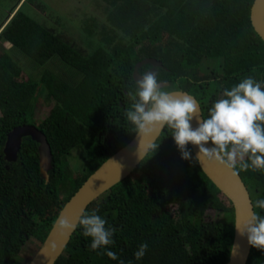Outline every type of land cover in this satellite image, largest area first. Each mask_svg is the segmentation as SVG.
I'll return each mask as SVG.
<instances>
[{
	"label": "trees",
	"instance_id": "obj_1",
	"mask_svg": "<svg viewBox=\"0 0 264 264\" xmlns=\"http://www.w3.org/2000/svg\"><path fill=\"white\" fill-rule=\"evenodd\" d=\"M26 1L9 11L14 12L0 30V264H23L19 253L24 245L32 240L40 246L69 197L133 137L137 128L125 112L132 104L128 92L136 91V62L145 57L161 61L157 78L169 83L162 89L193 94L203 118L224 89L249 76L264 81V41L250 22L253 0H109L107 24L97 32L84 26L85 37L92 38L85 52L28 15L22 9ZM5 44L36 65L56 58L79 76L72 83L46 68L39 78L18 83L22 66ZM41 91L51 106L37 122L34 109ZM24 123L36 125L50 144L48 180L40 173L38 143L30 136L22 138L15 161L4 158L6 134ZM82 143L86 161L72 177L67 157ZM187 148L191 160L181 158L172 130L165 127L135 170L84 212L98 210L107 226L118 229L114 244L91 250V238L83 236L78 223L54 264H226L233 206ZM238 173L254 207L264 199V171ZM209 208L220 217L206 220ZM254 211L264 215V210ZM142 243L148 249L136 260ZM105 251L119 259L98 254ZM246 264H264V250L251 246Z\"/></svg>",
	"mask_w": 264,
	"mask_h": 264
},
{
	"label": "clouds",
	"instance_id": "obj_2",
	"mask_svg": "<svg viewBox=\"0 0 264 264\" xmlns=\"http://www.w3.org/2000/svg\"><path fill=\"white\" fill-rule=\"evenodd\" d=\"M136 91L128 92L132 100L126 110V119L137 129L165 127L172 130V137L185 160L193 159L187 145L198 148L195 157L213 160L233 174L239 171H264V81L249 76L242 79L231 89H224L222 97L211 106L207 118L192 120L199 112L198 102L182 93H171L162 89L157 72L145 70L135 84ZM211 142L212 147L206 145ZM254 208L264 210V199H257ZM93 210L84 213L79 219L83 236L91 238L93 251L105 249L114 244L113 235L117 228L107 226V221ZM62 228L72 227L66 219L60 221ZM241 236H246L248 244L264 250V215L253 212L245 222L243 229L236 227ZM147 243H142L134 253L140 260L146 254ZM112 260L119 259L113 251L103 253ZM120 264H124L120 260Z\"/></svg>",
	"mask_w": 264,
	"mask_h": 264
},
{
	"label": "water",
	"instance_id": "obj_3",
	"mask_svg": "<svg viewBox=\"0 0 264 264\" xmlns=\"http://www.w3.org/2000/svg\"><path fill=\"white\" fill-rule=\"evenodd\" d=\"M250 22L254 31L264 41V0H253L250 7ZM147 63L151 65L147 70L156 72L157 66H163L162 62L154 57H145L139 60L135 63L132 72L135 83L140 79L139 68ZM160 83L162 87L169 84L168 81H160ZM168 92L186 94L198 102L199 112L197 117L192 120V126L194 128L198 126L197 118H201L203 115L197 98L182 89H173ZM163 129L154 128L144 131L137 129L133 137L125 145L107 157L64 203L44 241L27 264H54L63 253L79 223L81 215L84 214L88 205L135 170ZM25 136H30L32 140L38 143L39 170L41 175L48 180V171L53 167L52 151L46 135L36 125L30 123L17 125L6 134L3 146L4 158L7 161H15L17 159L22 138ZM189 145L194 157H196L198 148L192 144ZM206 146L212 147L213 145L209 142ZM197 163L208 179L233 206V238L226 264H246L251 246L248 244L247 237L241 236L236 227L239 226L242 230L245 222L254 212L248 188L239 173L233 174L232 170L213 160L201 157L200 162L197 161ZM64 219L72 227L62 228L60 221Z\"/></svg>",
	"mask_w": 264,
	"mask_h": 264
},
{
	"label": "rangeland",
	"instance_id": "obj_4",
	"mask_svg": "<svg viewBox=\"0 0 264 264\" xmlns=\"http://www.w3.org/2000/svg\"><path fill=\"white\" fill-rule=\"evenodd\" d=\"M18 1L19 0H0V23L6 19L0 27V30L3 28L7 19L13 14L14 11L12 13H9V11ZM111 8L112 5L109 0H27L22 6V9L28 15L41 24L46 25L48 28L58 32L64 40L74 44L83 52L88 50L89 46L92 44V38H86L82 32L84 26L89 24L92 31H99L103 25L107 24V11ZM5 47L22 66L19 72L20 78L16 80L18 83H23L29 76L34 79L39 78L41 72L46 68L53 69L58 74L63 75L64 77L62 78L72 83L75 82L79 76L78 72L61 64V61L56 58L50 59L45 65H36L30 62L27 57L12 49L11 45L5 44ZM43 92L41 91V94L38 96L37 104L34 109V117L37 122L48 115L51 106V103L44 101L45 96ZM85 150L86 145L82 143V145L73 148L70 155L67 157L66 168L72 177L77 176L82 171V166L86 161ZM55 210V207L51 208L49 214L54 213ZM220 215L221 214L215 209L209 208L205 213V219H216L220 217ZM38 248L39 243L37 241L29 240L19 253V257H21L22 260L21 262L26 264Z\"/></svg>",
	"mask_w": 264,
	"mask_h": 264
},
{
	"label": "flooded vegetation",
	"instance_id": "obj_5",
	"mask_svg": "<svg viewBox=\"0 0 264 264\" xmlns=\"http://www.w3.org/2000/svg\"><path fill=\"white\" fill-rule=\"evenodd\" d=\"M147 64H148V63H147ZM149 65H150V64H149ZM150 67H151V65H150L148 68H150ZM158 67H161V66H157L156 69H157ZM148 68H146L145 70H147ZM139 69H140V68H139ZM145 70H144V71H145ZM144 71H142V72H144ZM157 71H158V69H157ZM139 72H140V71H139ZM142 72H140V73H142Z\"/></svg>",
	"mask_w": 264,
	"mask_h": 264
}]
</instances>
